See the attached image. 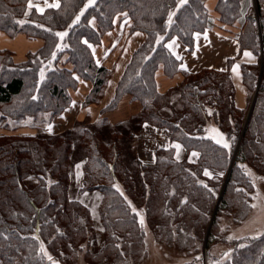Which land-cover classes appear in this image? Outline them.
Listing matches in <instances>:
<instances>
[{
    "label": "trees",
    "instance_id": "16d2710c",
    "mask_svg": "<svg viewBox=\"0 0 264 264\" xmlns=\"http://www.w3.org/2000/svg\"><path fill=\"white\" fill-rule=\"evenodd\" d=\"M26 1L0 0V30L43 43L29 63L0 67V129L40 126L47 134L35 130L33 136L0 135V264H53L40 242L46 243L56 264L69 257L75 260L96 228L102 245L94 253L85 252L82 264H142L147 256L144 231L117 184L129 197L140 188L136 206L144 209L157 241L195 253L205 242L207 264H264V233L231 242L222 238L229 247L220 260L208 251L219 233L221 214L235 225L249 213L253 186L242 164L264 172V0H255L252 11L249 0L215 4L220 23L241 22V51L259 57L262 48L261 83L242 131L240 121L235 128L225 126L236 111L227 74L185 73L173 90L163 94L156 90L157 68L161 65L164 75L172 76L181 64L165 42L175 37L190 50L193 34L210 26L205 0H187L180 6L178 0H93L87 6V0H58V7L22 21ZM121 13L131 21L129 32L142 33L145 39L133 51L101 113L113 110L125 95L140 104V112L117 126L101 118L96 127L110 129L109 140L87 123L76 122L71 130L67 126L66 132H56L50 121L72 104L67 91L76 87L73 74L93 85L85 104L101 95L109 72L95 64L88 44H99ZM63 55L72 70L57 66ZM257 66H241L245 82L255 81ZM211 116L228 136L241 135L232 161L225 148L204 137ZM144 124L161 130L187 152H198L196 162L174 160L171 148L156 151L151 166L134 158L138 188L133 168L124 164L121 138L133 139ZM75 156L81 161L82 181L73 192ZM205 170L213 176L205 177ZM28 179L36 184L27 187ZM81 197H95L94 210Z\"/></svg>",
    "mask_w": 264,
    "mask_h": 264
},
{
    "label": "rangeland",
    "instance_id": "374dc122",
    "mask_svg": "<svg viewBox=\"0 0 264 264\" xmlns=\"http://www.w3.org/2000/svg\"><path fill=\"white\" fill-rule=\"evenodd\" d=\"M92 1L93 0H87L85 6L91 4ZM186 1L187 0H178L177 6H180ZM215 4H216V0H209L208 2L207 0H205L204 5L207 11L210 26H208L204 31L200 33L193 34V43L190 50H188V48L175 37L170 38L165 42V45L168 50L169 48H171L169 47V44L175 45L172 48V51L169 50V52L181 61V64L178 66V71L174 73L172 76H166V77L172 79L176 75L179 74L182 75L181 82L177 86L170 88V90H173L182 83L185 73L195 74L202 71H206V72L211 71L219 74H227L229 83L232 86L231 101H233V106L236 111L234 113H231V117L233 116L232 117L233 120L231 122H227L225 126L226 127L231 126V128H235L237 127L236 121H240L241 123L240 128L242 131L252 111L256 94L259 90V85L261 83L262 48H260L259 57L255 56L249 50L241 51L238 42V33L242 26L241 22L234 23L231 26L220 23L219 14L215 11ZM254 7H255V0H249V5H248V8L250 9L249 11L254 10ZM76 20L77 18L75 19V21ZM130 27H131V21H130ZM174 40H177L178 42H174ZM246 53H250L251 55L250 56L246 55ZM182 62H184L185 64L187 63L188 64L187 69L192 70L193 72L183 70L181 68ZM242 65H258L257 69L256 68H255L256 70L254 69L255 71H257L258 74L257 78L255 77L256 78L255 81L245 82L243 80L242 71H241ZM156 90L159 94H163L158 91L157 84H156ZM213 111L214 109L212 108L209 109L210 113H213ZM84 123L93 126L90 127L92 130L100 131L103 138L108 140L109 138H111L110 129L109 130H106L105 128L97 129L98 127L96 126L99 125L98 122L92 124L89 122H81V124ZM50 124L51 126L54 125V130L58 133H61L62 131L66 132L65 129L67 126L69 127L67 131H69L71 130V125L73 126L77 125L76 122L71 124H67L64 122L62 123V121H60L59 118H54L53 120L50 121ZM113 126H117V125H113ZM21 129L27 130L32 128L20 127L15 131L0 130V135L22 136ZM34 129L37 130L38 134L41 135L47 134V132H44L43 127L39 126V127H35ZM154 129L155 132H144L141 131L140 128L135 133L133 139H128V137L124 135L121 138L124 143V145H121V147L123 153H126V157H125L126 159L124 158V164L129 166L130 168H133L132 169L133 174H135L136 177L134 181L138 188L140 181L138 170L136 169V167L134 168L133 165V160L135 158V152H134L135 150L134 148L136 145L135 143L138 138H147V137L148 139L153 137L156 138L155 136L160 133H161L160 138L163 137L166 139L164 133L161 130L156 128ZM204 135L205 138H210L213 142H215L220 146H222V144L217 143V141L220 140V137L222 135L230 145L229 148L227 149L225 148V149L227 150L229 156H231V161L234 159L235 154L237 153L238 150V146L241 143L240 134L238 136H234V134L228 136L226 132L221 131V129L218 127L216 123V120L214 119L213 116H211V118L206 123ZM166 141L169 144L168 147L157 149V151L171 148L173 149L174 160L178 162L181 161H188L190 163L196 162L198 158V152L196 151L187 152V150L179 142H169L167 139ZM256 141H258V138H256ZM182 152L185 158L179 160L180 158L179 154ZM75 155H79V154L76 153ZM190 155H192V157H190ZM78 158L79 156H75V159ZM135 159L136 161H139L137 158ZM79 161H80L79 159L74 161L72 167L74 171L73 174L74 183L72 184V186H74L72 187L73 192L80 187L82 181V178L79 177L81 173L79 167L80 165ZM154 162L152 164H154ZM152 164L147 166H151ZM242 167L253 186L252 192L250 193V197H249V204H250L249 213L244 218V220H242L240 223L235 225L230 223V218L225 216V214H221V217L219 218L217 225L219 229V233L216 236L215 241L210 244L208 249L209 253L212 256L217 257L219 260L223 255H225L226 250L229 247L227 243L222 242V238H225V240L231 242V241L240 240L244 237L245 238L257 237L264 233V172L262 170L255 171L254 168L252 169L249 166L243 164ZM205 171L210 173L211 176L205 175ZM205 171L203 173L205 177L209 178L213 176V174L208 170ZM34 184L36 183L33 180L28 179L26 180L25 185L27 187H33ZM116 188L124 196L131 210L137 215V219L143 228L147 256L142 262V264H197L198 259L201 260L200 264H207L205 242H203L201 248H199V250H197V252L195 253L193 251L185 252L178 249L176 246H170L168 244H165L164 242L157 241L154 237V233L152 230L153 228L150 227L149 222L145 216L144 209L142 207L138 208L136 206V203L138 204L141 201L139 196L140 188L136 190V196L130 195V197L127 194H125L124 189L120 184L119 185L117 184ZM82 198L83 197H81V199ZM83 199L85 202L88 203L90 208L94 210L93 205L96 204L97 202L96 198L84 197ZM102 241H103L102 233L98 228H96L94 235H92L91 238H89L82 244L81 246L82 249L79 253L76 254L75 260L69 257L66 263H61V264H82L84 253L96 252L101 247ZM40 246L42 253L45 256H47V258H49L53 264H56L57 260H54L52 258L53 256L50 254L49 249L46 246V243L40 242Z\"/></svg>",
    "mask_w": 264,
    "mask_h": 264
},
{
    "label": "crops",
    "instance_id": "0c3cea01",
    "mask_svg": "<svg viewBox=\"0 0 264 264\" xmlns=\"http://www.w3.org/2000/svg\"><path fill=\"white\" fill-rule=\"evenodd\" d=\"M208 1L209 0H207V2ZM26 5L27 7L21 18L22 21H26V19L29 20L30 16L34 17L36 13H42L47 8H55L50 5H58V0H27ZM9 6L12 9L10 14L14 16V2L12 1ZM92 25L95 26V23L92 22ZM129 27L130 20L126 14H117L113 19L112 29L104 33L99 44H88L93 61L98 67H103L108 70L109 76L98 100L96 102L85 104L87 98L91 96L93 85L91 81L84 80L78 75L73 74V77L76 80V87L68 89L67 91L72 104L70 108L63 112L59 117V119L64 118V123L89 122L92 124L98 122L101 118H104L109 124L119 125L128 121L132 116L140 112V104L137 101H133L129 95H125L120 99L113 110L101 113L102 109H104L112 100L115 86L133 51L145 39V35L142 33L135 32L130 34ZM174 42L178 41L174 40ZM42 44V41L39 39L31 38L21 33H10L9 31L0 30V53L2 54L0 67L4 64L21 65L29 63V59H32L36 52L42 47ZM174 46L175 45L173 44H169V47H171L169 50L172 51ZM66 59L67 55H63L57 66L59 68L72 70L73 66L70 63H67ZM187 67L188 64L182 62L181 68L183 70L193 72L192 70H188ZM181 79L182 75L180 74L172 79L166 77L163 74V68L161 65L155 72V81L160 93H165L171 87L177 86L181 82ZM141 131L155 132V129L144 124L141 127ZM35 133L36 131L34 128L27 130L21 129L22 136H33ZM160 134H157L155 136L156 138L153 137L148 139L147 137L138 138L136 140L134 148L135 158H137L142 164H152L155 160L157 149L168 147V142L165 138H160ZM179 156V160L185 158L183 152L180 153ZM190 157H192V155H190Z\"/></svg>",
    "mask_w": 264,
    "mask_h": 264
},
{
    "label": "snow or ice",
    "instance_id": "6c2138e0",
    "mask_svg": "<svg viewBox=\"0 0 264 264\" xmlns=\"http://www.w3.org/2000/svg\"><path fill=\"white\" fill-rule=\"evenodd\" d=\"M50 6H52V7H58V5H50ZM30 7H31V5H30ZM77 19H79V17H77ZM57 35H60L61 37H63L64 35H66V33H58ZM246 55H249L250 56L251 54L250 53H246ZM49 131H51V126H49ZM217 143L222 144V146L224 148H226V149L230 147L229 143L227 142V140L222 135L220 137V140L217 141ZM205 175L211 176V174L208 173L207 171H205ZM204 186L207 187V185H204ZM209 191H211V189H209Z\"/></svg>",
    "mask_w": 264,
    "mask_h": 264
}]
</instances>
